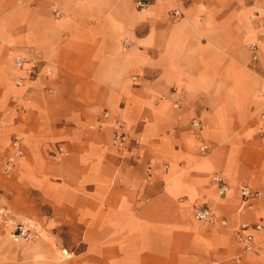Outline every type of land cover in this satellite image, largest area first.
Returning a JSON list of instances; mask_svg holds the SVG:
<instances>
[{
  "label": "crops",
  "instance_id": "0c3cea01",
  "mask_svg": "<svg viewBox=\"0 0 264 264\" xmlns=\"http://www.w3.org/2000/svg\"><path fill=\"white\" fill-rule=\"evenodd\" d=\"M263 114L264 0H0V207L40 233L0 224V264H264L261 234L256 252L236 238L264 221ZM117 119L138 161L114 146Z\"/></svg>",
  "mask_w": 264,
  "mask_h": 264
},
{
  "label": "built area",
  "instance_id": "2783aa9c",
  "mask_svg": "<svg viewBox=\"0 0 264 264\" xmlns=\"http://www.w3.org/2000/svg\"><path fill=\"white\" fill-rule=\"evenodd\" d=\"M136 7L140 11H146L151 4V0H135ZM54 13L57 17L62 15L59 9H55ZM183 14L182 10L176 8L172 10V15L180 17ZM251 49L255 52L258 47L252 45ZM25 57L18 56L15 59L17 66L22 67L26 62ZM47 75L51 73L50 68H46ZM136 78V76L134 77ZM19 85L23 84V79L17 78ZM51 90V89H50ZM178 106V104L176 103ZM264 117V114L262 115ZM104 118H109V113L104 112ZM192 128L194 129L198 138H202V124L198 119H193L191 122ZM116 130L113 133L112 142L116 147L119 154L124 158H130L133 161H138L140 155L138 153V147L140 141L138 139H131L128 133L124 130L125 122L122 119H117ZM208 144L203 143L201 148L203 150L208 149ZM61 153H68L66 150H62ZM3 167L6 173L13 174L17 163L25 156L24 143L22 138L14 136L10 139L2 152ZM153 178V168L151 165L146 168V179L147 181ZM213 180L218 183L219 194L224 196L229 189V184L219 174L213 176ZM258 191H252L248 184L243 185L241 189V195L243 197V203L250 206L251 200L258 196ZM196 219L205 226H212L215 224H221L223 226L228 224V220L224 217H219L214 210L209 206H197L195 208ZM0 224H3L12 229L11 236L15 241H33L40 236V233L33 228V226L27 222L14 221L10 211L5 207H0ZM261 234L264 237V221L259 222H244L240 224L236 229L237 241L241 244L244 252H256V235Z\"/></svg>",
  "mask_w": 264,
  "mask_h": 264
}]
</instances>
